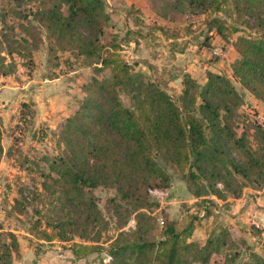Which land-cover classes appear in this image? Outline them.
<instances>
[{"label":"trees","instance_id":"trees-1","mask_svg":"<svg viewBox=\"0 0 264 264\" xmlns=\"http://www.w3.org/2000/svg\"><path fill=\"white\" fill-rule=\"evenodd\" d=\"M28 1L35 10L15 13L21 20L30 24L35 20L38 25L19 22L22 33L39 42V28L43 27L63 49L74 46L79 54L91 58L90 64L97 70L110 69L106 77H94L93 84L83 86L93 89L95 85L96 97L86 100L59 125L62 145L51 163L56 176L49 173L47 177L69 199L80 196L85 188L116 189L117 195L109 201L115 217L124 218L118 225V236L110 240L108 251L114 262L207 264L227 241L226 236L209 238L201 244L191 239L193 221L180 229L175 221L167 220L160 237H155L153 217L147 211L157 207L158 202L151 200L148 189L166 188L172 181L159 159L175 165L182 173L187 191L212 205L217 213H221L219 206L210 196L227 202L230 197L240 198L247 185L253 189L263 187L264 126L247 119L242 133L238 134L234 123L245 104L244 90L264 102V27L255 36L241 35L236 39L234 47L239 56L231 65L233 78L208 70L205 81L200 83L185 73L181 80L183 90L174 99L160 80L134 71L132 64L120 57L118 50L125 41L115 36L102 54L100 38L107 34L112 22L106 0ZM221 3L220 0H174L167 2L163 15L182 5L192 10L220 11ZM240 3L250 15H255L264 0H240ZM255 18L259 24L264 21L260 15ZM214 26L227 37L219 17L210 22V32ZM130 31L133 33V29ZM1 35L6 37L4 33ZM22 39L27 41L25 37ZM2 73L7 74L5 70ZM121 89L134 95L135 108L124 105ZM2 135L0 124V157L4 150ZM233 151L238 158L232 156ZM122 203L128 207L122 209ZM84 209L87 221L96 224L103 219L102 210L92 198H86ZM132 214L135 228L122 230ZM205 215L209 216V212ZM74 247L77 257L96 250L91 245ZM19 253L16 235L1 231L0 264H12L13 254ZM261 261L264 263V259Z\"/></svg>","mask_w":264,"mask_h":264},{"label":"rangeland","instance_id":"rangeland-1","mask_svg":"<svg viewBox=\"0 0 264 264\" xmlns=\"http://www.w3.org/2000/svg\"><path fill=\"white\" fill-rule=\"evenodd\" d=\"M106 1L112 22L107 34L100 38L102 54L111 40H115V36L122 42L131 38L140 43L138 38L143 39L147 35L136 53L133 54L131 46H122V50H118L119 55L132 64L134 71L160 80L174 99L181 94L183 85L177 74L164 69L163 62L176 56L175 51L186 49L188 43L194 41H200L211 50L213 36H217L224 47L226 43L234 45L238 36H255L264 27V21L259 24L255 18L260 15L264 20V5L257 8L255 15H250L240 0H220V11L212 8L206 11L192 10L182 5L167 15H163V9H166L167 2L174 0L160 3L146 0V10L134 3L127 5L121 0ZM32 5L28 0H0V57H4L0 58V104L2 100L8 102V105L0 108L3 131L1 143L4 149L0 157V232L12 231L19 241L20 253L13 254L12 264H23L22 261H25L24 264H134L133 261L114 262L108 251L110 240L118 236V225L124 218L123 215L115 217L109 201L117 195L116 189L104 186L85 188L80 196L69 199L47 177L49 173L56 176L51 163L62 145L59 143V125L67 117L62 115L55 122L41 119L37 113V103L28 95L35 94L33 90L37 89L36 83H30V80L60 77L62 89L68 93L67 100L61 103L65 106L66 114L72 116L86 100L96 97L95 85L93 89H84L83 86L93 84L94 77H106L110 69L97 70L90 64L91 58L79 54L74 46L63 49L54 38L48 36L43 27L39 28L40 34H37L39 42L31 35L22 33L19 22L28 26L38 23L35 20L32 24L21 20L15 12L21 10L26 13L30 8L35 10ZM214 17L222 20L227 37H223L215 26L214 34H210V22ZM127 20L141 27L129 33L132 29L127 31ZM235 28L238 31H234ZM24 37L27 41L22 39ZM109 50L106 53L108 55ZM137 60L152 64L156 62L157 65H153L154 69L148 68ZM4 70L7 74L2 73ZM69 80H72L71 84H68ZM119 93L125 106L136 107V98L132 93L122 89ZM24 94L28 96L27 101L22 98ZM244 105L239 109L234 123L238 134L242 133L247 119L258 121L257 113L248 112L246 102ZM251 142L256 146L253 138ZM232 156L238 158L235 151ZM159 162L166 167L172 181L169 187L163 188L169 191V195L162 203L148 189L151 200L158 202L157 207L147 211L153 217L152 235L159 238L167 220L175 221L180 229L193 221L195 229L191 239L205 244L209 238L220 235L227 238L207 264H264L261 261L264 259V227L261 223L258 227L252 223L253 218L250 216L243 219L232 217L228 212H215L212 205L198 200L187 191L182 173L175 165L161 159ZM251 189L247 185L243 194L251 192ZM88 197L103 212V219L96 224L86 220L84 208ZM210 197L218 201L219 207L231 210L230 201ZM127 207L122 203V209ZM208 212L209 216H206ZM135 225V215L132 214L122 230H133ZM64 237L69 240H61ZM75 244L95 246L96 250L77 257L74 253ZM23 251L28 253L24 255Z\"/></svg>","mask_w":264,"mask_h":264},{"label":"crops","instance_id":"crops-1","mask_svg":"<svg viewBox=\"0 0 264 264\" xmlns=\"http://www.w3.org/2000/svg\"><path fill=\"white\" fill-rule=\"evenodd\" d=\"M125 1L127 5H132L134 3L137 7L146 10L147 1L146 0H121ZM120 12V11H119ZM126 21L127 31L129 29H137L141 27L136 22L130 24ZM213 35V31L210 32ZM147 35L142 38H138L140 43H137V40L130 39V41H125L123 43V47H132L133 54L136 53L139 49L138 47L141 45V42L145 40ZM202 37V36H200ZM213 40L211 41L210 46H214L219 43V38L217 36H213ZM147 40V39H146ZM134 44V46H133ZM152 48V46L150 47ZM176 56H173L169 59V61H164L163 66L164 69L171 74H177L182 80V75L188 73L191 77L197 79L200 83L205 81V73L206 71H212L216 73H225L232 77V63L238 58V53L233 44H225V54L222 58H212L210 55V47L206 45H202L200 41L189 42L188 47L186 49L175 51ZM139 64H144L148 68H153V65H157L156 62L152 64L151 62H147L145 60H137ZM233 78V77H232ZM61 78L49 79V77H39L33 80H30V83H36V88L33 90L35 94H28L32 100L37 103V113L39 117L44 120L49 121H58L62 117H69V114H66L64 110V105L61 103L67 100V91L62 89L63 86L60 83ZM72 80L68 81V84H71ZM67 84V85H68ZM69 87V86H68ZM32 88V87H31ZM66 89H70L67 88ZM245 102H246V110L248 112H256L257 115L264 114V102L255 98L252 94L245 91ZM28 96L26 94L22 95L24 101H27ZM8 105L6 100H2L0 104V108L2 106ZM245 106V105H244ZM40 119V120H41ZM217 205H219L217 200H214ZM230 201L231 210H225L224 208H220L221 213L228 212L232 217H252L253 219L258 220L262 226L264 227V185L261 189H251V192L244 193L240 198H229L227 202ZM28 252H24L26 255ZM25 261H22L24 264Z\"/></svg>","mask_w":264,"mask_h":264},{"label":"built area","instance_id":"built-area-1","mask_svg":"<svg viewBox=\"0 0 264 264\" xmlns=\"http://www.w3.org/2000/svg\"><path fill=\"white\" fill-rule=\"evenodd\" d=\"M225 54V47L224 44H216L211 47L210 55L212 58H222ZM256 119H258V122L264 125V114H260L256 116ZM149 193L156 199L160 201V203L163 202V200L169 195V191L167 189L163 188H150ZM252 223H254L256 226L260 227L261 224L258 220L253 219Z\"/></svg>","mask_w":264,"mask_h":264}]
</instances>
